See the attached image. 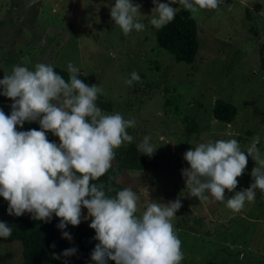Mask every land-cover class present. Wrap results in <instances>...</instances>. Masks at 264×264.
<instances>
[{"label":"rangeland","instance_id":"rangeland-1","mask_svg":"<svg viewBox=\"0 0 264 264\" xmlns=\"http://www.w3.org/2000/svg\"><path fill=\"white\" fill-rule=\"evenodd\" d=\"M132 3L141 5L138 21L145 27L126 36L110 17L115 0H0V73L10 75L16 65L34 71L38 63L67 72L69 65L78 68L86 84L101 87L96 103L106 107L104 113L135 120L127 129L134 145L151 137L156 170L123 171L119 183L138 195L137 216L152 201L180 200L172 220L184 257L180 264H264V193L257 189L240 212L226 207L228 198L254 182L256 161L248 156L224 202L208 193V200L192 197L182 176L190 167L185 152L200 143L236 139L247 152L259 137L264 159V0H222L214 10H201L193 18L198 50L191 64L175 62L156 47L152 0ZM133 72L140 80L129 86L125 81ZM216 99L236 108L231 124L212 118ZM189 121L194 131L185 134ZM7 209L0 197V221L32 218L27 212L8 215ZM20 261L17 243H0V264Z\"/></svg>","mask_w":264,"mask_h":264},{"label":"clouds","instance_id":"clouds-1","mask_svg":"<svg viewBox=\"0 0 264 264\" xmlns=\"http://www.w3.org/2000/svg\"><path fill=\"white\" fill-rule=\"evenodd\" d=\"M222 0H169L158 3L151 11L150 24L159 29L176 15L179 4L195 18L201 10H214ZM141 5L132 0H115L110 17L124 35L142 31L138 21ZM78 68L69 65V79L57 74L50 64L38 63L35 70L16 65L10 75L0 80V95L12 100L11 113L0 110V197L8 202V215L20 217L26 212L34 220L49 222L55 214L58 227L81 223V209L91 218L89 227L95 231L99 243L91 253L94 264H180L183 260L181 241L172 220L182 207L179 199L147 204L137 216L138 195L131 187H124L115 197H108L98 180L112 168L115 150L133 137L127 129L135 127L134 119H124L119 113L106 114L97 106L100 86H89L78 78ZM138 73H131L125 83L138 82ZM55 101V103H54ZM39 122L40 130L17 131L25 122ZM51 132L59 144L48 140ZM145 136L137 150L152 156L156 148ZM253 139L247 152L240 150L236 139L200 143L185 152L190 165L182 170L190 195L208 200L225 201V190L233 192L237 178L244 172L248 156L256 161L252 170L253 183L246 190L235 192L226 200V207L240 212L246 202L255 200L256 190L264 193V159L260 158ZM12 228L0 222V238L7 239ZM62 238L71 240L64 231ZM55 247V245H53ZM76 248L61 255L72 256ZM54 259L60 256L54 254Z\"/></svg>","mask_w":264,"mask_h":264},{"label":"trees","instance_id":"trees-1","mask_svg":"<svg viewBox=\"0 0 264 264\" xmlns=\"http://www.w3.org/2000/svg\"><path fill=\"white\" fill-rule=\"evenodd\" d=\"M153 34L156 47L169 54L175 62L184 64L194 62L198 42L196 23L189 11L185 9L177 10L173 21L162 28H156ZM53 68L66 81L69 79L67 71ZM4 75H9V73H0L2 78H4ZM78 78L86 83L83 77L78 76ZM12 103L13 101L10 99L0 100V110H3L6 115H10ZM100 108L106 107L100 106ZM236 113L237 110L232 104L220 99L214 100L211 114L215 121L231 124ZM189 122L188 126L185 125V134H191L194 131V123ZM31 129L40 130L39 122H25L22 128L17 126V131H29ZM46 136L49 141L59 144V138L51 132H47ZM115 152L116 156L112 162V168L98 180L91 181V183L97 185L103 184L108 197H115L116 193L125 187L122 183L116 182L123 171H150L157 168L155 160L151 156L139 152L137 146L133 143H125ZM86 212L87 209H81V223L78 226L74 227L69 224L63 230L58 227L60 219L55 214L49 222L34 220L33 218L0 221L6 222L12 228L11 236L7 239L0 238V243H17L19 245L20 264H69V257L61 255L66 249L73 248L68 239L62 238L63 232L66 231L75 241L76 248L80 252V258L78 259L71 256L70 264H94L91 260V253L99 242L94 239L95 231L89 227L91 218L88 216V212L86 215ZM54 254L60 256V258L54 259ZM107 264H115V262L109 260ZM206 264L214 263L207 262Z\"/></svg>","mask_w":264,"mask_h":264},{"label":"water","instance_id":"water-1","mask_svg":"<svg viewBox=\"0 0 264 264\" xmlns=\"http://www.w3.org/2000/svg\"><path fill=\"white\" fill-rule=\"evenodd\" d=\"M116 182L119 183V178L116 180ZM86 215H87V212H86ZM68 241L72 243L73 248H76L75 241L72 238H71V240L68 239ZM76 250H77L76 253L74 255H72V257H74L75 259H78V258H80V252L77 248H76ZM69 260H70L69 261V264H70L71 263V256H69Z\"/></svg>","mask_w":264,"mask_h":264}]
</instances>
